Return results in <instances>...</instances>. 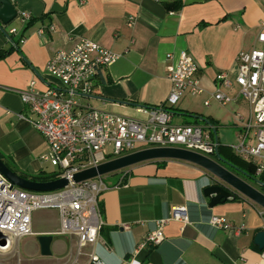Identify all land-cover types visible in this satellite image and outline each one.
<instances>
[{"label": "crops", "instance_id": "crops-1", "mask_svg": "<svg viewBox=\"0 0 264 264\" xmlns=\"http://www.w3.org/2000/svg\"><path fill=\"white\" fill-rule=\"evenodd\" d=\"M13 1L18 11L30 13L35 21L27 27L28 22L16 17L17 24L0 25V49L14 46L7 33L11 27L18 29L12 35L14 41L26 37L0 59V153L17 171L29 175L50 173L52 165L43 159L48 143L30 122L35 115L19 91L33 80L41 91L59 82L47 68L57 51L71 49L88 37L120 54L95 76L94 91L83 101L118 114H144L143 105L159 106L167 101L171 53L177 56L182 50L189 51L201 67L203 86L214 91L219 72L227 71L235 78L239 52L259 45L257 35L264 26V0ZM130 16L136 18L133 27L127 24ZM224 90L235 95L236 87ZM188 96L193 95L183 99ZM209 96L194 97H200L206 107L239 104L224 105L211 97L206 105ZM176 108L177 113H185L179 114L188 112ZM198 115L219 121L213 115ZM126 171L121 183L122 172L106 178L111 187L102 196L105 224L96 244L87 245L80 255L77 236H53L52 254L43 261H25L17 245L9 258L14 262H7L91 264L93 251L107 264H122L129 258L135 264H264V249L255 243L256 234L264 229V215L260 214L264 208L257 203L239 195L210 207L204 189L213 183L211 173L185 160H148ZM178 205L188 207L190 223L184 226L170 221L160 244L135 254L138 244L155 229V221L170 215ZM213 214L224 215L237 228H244L239 232L216 228L209 223ZM55 231L34 230L38 237ZM39 249L41 252L40 243Z\"/></svg>", "mask_w": 264, "mask_h": 264}, {"label": "built area", "instance_id": "built-area-1", "mask_svg": "<svg viewBox=\"0 0 264 264\" xmlns=\"http://www.w3.org/2000/svg\"><path fill=\"white\" fill-rule=\"evenodd\" d=\"M17 18L26 23L31 15L18 11ZM135 23L136 18L130 16L128 26L133 27ZM7 33L16 47L26 39L24 35L18 41L12 39L11 36L18 33L16 27H11ZM257 41L258 46L239 52L234 79L227 71L216 75L214 91L203 86L201 67L189 51L182 50L177 56L171 53L172 66L167 75L171 82L169 96L163 105H143L141 111L147 115L146 119L102 110L81 99L93 93L95 76L102 68L114 63L120 54L88 37H82L71 49L57 51L47 68L59 82L41 91L33 80L19 93L23 103L35 115L30 122L48 143L43 159L57 168L50 173H55L56 178H67L69 183L57 190H28L13 186L0 172V264H10L5 259L13 257L19 240L35 234L33 212L38 209L59 211L60 226L55 234L77 236L80 255L87 245L99 241L105 224L102 196L111 185L106 179L108 175L75 182L74 176L80 171L152 147L181 148L216 159L220 141L214 133L217 126L209 118V121L202 120L201 124L174 122L173 108L187 94L200 96L209 93V98L204 101L206 105H210L212 97L224 105L236 102L246 106V112L240 109L235 113L238 142L231 148L236 155L255 166L256 177L264 174V26ZM235 87V95L224 90ZM119 172L123 173L121 183L127 175L126 168ZM260 214L263 216L264 210ZM172 220L184 226L189 224L188 207L175 206L170 215L157 219L155 229L138 244L135 254L160 244L165 239L166 226ZM209 223L236 232L244 228H237L224 215L213 214ZM89 256L91 264H107L93 251ZM136 262L129 258L122 264ZM16 264H21L20 260Z\"/></svg>", "mask_w": 264, "mask_h": 264}, {"label": "water", "instance_id": "water-1", "mask_svg": "<svg viewBox=\"0 0 264 264\" xmlns=\"http://www.w3.org/2000/svg\"><path fill=\"white\" fill-rule=\"evenodd\" d=\"M18 15V10L12 0H0V25L11 23ZM200 120L209 121L207 117L198 114H187ZM218 139L217 131L214 132ZM157 159H179L195 163L211 173L213 183L204 189V195L210 199L209 206L214 207L227 200H234L236 196L242 195L264 208V192L255 184L264 186V183L256 176L249 175L240 167L224 159L216 152V159L203 154L174 147H152L143 149L132 154L105 162L97 167H91L75 174V182L105 175L130 167L139 162ZM0 172L8 178L13 186H19L28 190L51 191L68 185L69 180L65 177L48 181H37L26 178L14 170L0 157ZM52 234H43L38 237L41 245L42 255L52 254ZM255 243L264 249V229L255 236Z\"/></svg>", "mask_w": 264, "mask_h": 264}, {"label": "rangeland", "instance_id": "rangeland-1", "mask_svg": "<svg viewBox=\"0 0 264 264\" xmlns=\"http://www.w3.org/2000/svg\"><path fill=\"white\" fill-rule=\"evenodd\" d=\"M17 20L18 19L15 18L11 22V24H17L18 23ZM233 93L237 94L235 90H233ZM81 99H84V97H81ZM233 105L234 106L229 105L228 107H223L214 103L211 107H206L204 106L203 102L200 101V97L188 96L178 104V106H180L181 109H184L186 111L188 110V112L186 113V115L179 114L184 112H179L175 114L174 122L192 123V124L198 122L201 124L202 120L194 117H190L187 114L213 115L216 119L220 121V123L217 126V134L220 143L229 145L231 148V145L238 142L237 133H239V129L235 127V125L237 124L235 111H239L241 109L242 112H246L245 111L246 106L243 107V105L240 104L237 105L233 104ZM234 108L235 110L232 112ZM123 116L133 117L136 119L147 118V116L144 114H132V115H123ZM231 151L234 152L232 148ZM49 168H50V172L57 169L55 166ZM115 172H119V171H115ZM112 173L114 172L105 174L104 176H107ZM59 216H60L59 211L56 209H52V208L38 209L33 212V229L35 231L42 229H49L55 231L60 226ZM53 236L55 238L58 237L57 234H53ZM18 250H19V254L21 255V257H23V259H25V261H30V259L34 261L35 260L43 261V259H46L47 257V256H43L40 252L38 234L22 237L19 240ZM5 260L9 262H14L13 259H9V260L5 259Z\"/></svg>", "mask_w": 264, "mask_h": 264}, {"label": "trees", "instance_id": "trees-1", "mask_svg": "<svg viewBox=\"0 0 264 264\" xmlns=\"http://www.w3.org/2000/svg\"><path fill=\"white\" fill-rule=\"evenodd\" d=\"M35 21V19H30L27 23V27H29L30 25L33 24V22ZM12 37V36H11ZM16 49L15 46H12V48H8V49H0V59L6 57L8 54H10V52L12 50ZM174 114H177L178 112V108L174 107L173 108ZM211 122L218 126L219 121L211 118L210 119ZM189 124V123H188ZM218 152L220 153V155L232 162L233 164L237 165L238 167H240L243 171H245L246 173H248L249 175L252 176H256V172H255V166L251 163V162H247L244 159H242L241 157H239L238 155H236L234 152L231 151V148L229 145H225V144H219L218 147ZM0 157L3 159V155L2 153H0ZM4 160V159H3ZM5 161V160H4ZM6 162V161H5ZM8 164V166L14 170L16 173L29 178V179H33V180H37V181H48V180H53L56 178V174L55 173H41L39 175H29L20 171H17L16 168L14 166H11L8 162H6ZM259 179L264 183V174H262ZM261 190L264 192V186H261ZM238 197L236 196L234 200H236Z\"/></svg>", "mask_w": 264, "mask_h": 264}]
</instances>
